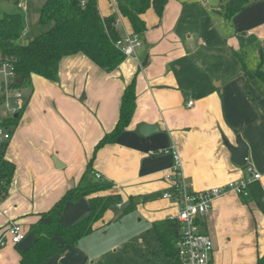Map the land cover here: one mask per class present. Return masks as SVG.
<instances>
[{
	"label": "crops",
	"instance_id": "crops-1",
	"mask_svg": "<svg viewBox=\"0 0 264 264\" xmlns=\"http://www.w3.org/2000/svg\"><path fill=\"white\" fill-rule=\"evenodd\" d=\"M184 1L168 0L161 18L148 9L141 16L147 30L138 36L145 45L112 72L78 53L60 61L56 82L31 77L28 103L3 155L15 171L2 202L9 213H0V264H19L20 251L33 242L28 235L12 244L4 237L7 226L18 223L27 235L42 213L79 184L91 159L94 178L99 174L102 182L112 184L93 196L118 195L150 228L177 214L175 203L165 198L173 184L168 176L174 160L164 151H177L179 178L191 191H205L246 177L224 144L236 146L237 136L260 178L249 185L248 198L230 191L214 199L200 230L213 240L212 264H257L264 256V83L255 76L258 68L264 72V49L257 52L251 72L243 62L221 67L224 77L196 65L181 72L185 49L170 31ZM97 6L102 17L117 12L116 0H97ZM226 25L235 36L264 42V1L243 9ZM117 28L122 36L132 33L120 16ZM134 77L130 123L94 157L96 144L114 128L124 88ZM145 125L156 131L143 136ZM53 159L63 167L57 169ZM89 198L67 203L61 221L79 222L88 213ZM104 216L94 231L105 226Z\"/></svg>",
	"mask_w": 264,
	"mask_h": 264
},
{
	"label": "trees",
	"instance_id": "trees-1",
	"mask_svg": "<svg viewBox=\"0 0 264 264\" xmlns=\"http://www.w3.org/2000/svg\"><path fill=\"white\" fill-rule=\"evenodd\" d=\"M18 3L19 0H0V2ZM216 13L226 23L243 9L264 0H219ZM168 0H116L117 12L102 17L97 0H44L39 12V24L47 30L33 39L20 44L24 30L23 16L19 13L4 14L0 17V53L12 58L13 66L22 85H31V77L38 75L46 80H58L60 61L70 55L82 53L106 73L114 71L124 60L125 55L116 47L122 32L117 28L118 17L126 19L132 35L146 32V24L141 16L152 8L158 17H162ZM261 55V54H260ZM255 76L264 83V72L258 68ZM135 77L124 88L118 120L114 128L105 134L94 148L97 151L115 140L128 127L132 118L136 94ZM23 114V113H22ZM20 115V117L22 116ZM93 157V158H94ZM93 159L86 168L79 184L67 190L63 196L46 212L40 220L29 227L27 235L33 237L29 248L20 251L19 264H44L48 260L63 256L70 248L77 249L78 241L94 231V225L110 209L118 195L93 196L112 187L110 183L96 180L93 175ZM15 171V165L0 155V189L6 196ZM93 175V178H90ZM88 213L77 223L66 225L61 221L64 208L69 202L89 197ZM134 207L129 206L124 213ZM160 252L176 261L175 242L179 238L178 223L173 218L152 223ZM61 242H60V241ZM264 264V256L257 260Z\"/></svg>",
	"mask_w": 264,
	"mask_h": 264
},
{
	"label": "rangeland",
	"instance_id": "rangeland-1",
	"mask_svg": "<svg viewBox=\"0 0 264 264\" xmlns=\"http://www.w3.org/2000/svg\"><path fill=\"white\" fill-rule=\"evenodd\" d=\"M43 2L44 0L0 2V17L14 13L23 16L25 34L21 36L20 44L47 30V27L39 24ZM182 3L183 12L179 11L182 15L176 19L170 31H175L185 49L186 55L180 62L181 72L196 65L198 69L205 70V73L221 75V67H228L232 62L236 65L243 62L246 70L251 72L257 63V52L264 49V42L241 34L235 36L215 12L219 5L224 4H220L219 0H185ZM142 43L145 45L141 41V46ZM20 89L29 99L32 87L22 85ZM21 118L22 116L19 120ZM127 208V204L121 199L116 201L104 213L106 224L103 228L82 237L77 249L70 248L63 256L54 257L44 264H176L172 257H166L160 252L152 228L140 223L133 211L124 213Z\"/></svg>",
	"mask_w": 264,
	"mask_h": 264
},
{
	"label": "built area",
	"instance_id": "built-area-1",
	"mask_svg": "<svg viewBox=\"0 0 264 264\" xmlns=\"http://www.w3.org/2000/svg\"><path fill=\"white\" fill-rule=\"evenodd\" d=\"M25 34L23 30L22 35ZM141 41L138 36L126 34L116 43L125 57L134 56L135 50L140 48ZM18 77L10 57L0 53V152L5 154L17 129L20 115L24 112L28 103L27 95L17 82ZM189 106L192 102L188 103ZM170 153L174 163L169 178L173 181L171 190L165 194L177 207V214L172 217L178 223L179 238L175 242L177 264H212L214 243L212 238L200 230L201 220L209 213L214 199L225 194L234 192L238 196L248 198L249 185L260 178L254 168L249 165L248 159L244 166L246 177L239 181L230 182L223 187L211 188L205 191L193 192L188 184L181 180L180 159L176 150H165ZM97 180L102 181L99 174ZM5 195L0 189V213L7 215L8 211L2 206ZM12 244H18L26 237V231L18 223H10L5 232Z\"/></svg>",
	"mask_w": 264,
	"mask_h": 264
},
{
	"label": "water",
	"instance_id": "water-1",
	"mask_svg": "<svg viewBox=\"0 0 264 264\" xmlns=\"http://www.w3.org/2000/svg\"><path fill=\"white\" fill-rule=\"evenodd\" d=\"M18 84H22L21 78H18L17 80ZM152 131H156V128L154 126H143L140 130L141 134L143 136L150 134ZM225 146L227 147L228 151L231 153L232 156V162L236 164L237 166L243 167L246 165V160L248 159V147L246 144L242 141L240 136H237L236 139V146H230L227 141H224ZM54 166L57 169H60L63 167V165L56 159H53Z\"/></svg>",
	"mask_w": 264,
	"mask_h": 264
}]
</instances>
